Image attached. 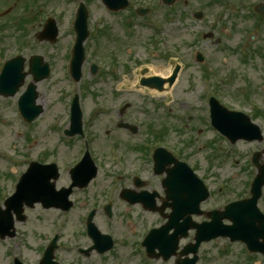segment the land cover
I'll list each match as a JSON object with an SVG mask.
<instances>
[{
	"label": "rangeland",
	"instance_id": "1",
	"mask_svg": "<svg viewBox=\"0 0 264 264\" xmlns=\"http://www.w3.org/2000/svg\"><path fill=\"white\" fill-rule=\"evenodd\" d=\"M183 1L184 0H181L176 5L178 6V14L167 23L164 37L169 39L171 43L174 42L179 50L181 48L183 54L190 60L192 59V51L194 49L205 52L209 56L210 61L215 64L224 76L231 73L232 69H235L236 74L239 75L233 83L229 84L226 82L224 85H219L223 87L228 85L239 86L238 89H242V87L247 85L248 81H251L255 71L252 64L243 65L239 59L238 53H235L234 50L246 48L244 43L249 41V35L253 33V27L251 25L254 26V24H256L255 19H238L234 22V17H231L229 14V16H227L226 13L221 16L222 18L220 19L219 16L223 13V10H220L221 6L209 7L205 0H188V5H185ZM260 1L261 0H250V4H252L251 10H253L254 5ZM75 2L77 3V1ZM156 3H159V0H155L154 4ZM59 5L64 6L66 4L60 2ZM91 8L94 13V17L91 18L92 21H90L93 23V37L90 38L87 45H89L90 50L94 53L93 55L96 54L99 60L103 61V69L107 71V73H104L102 69L98 71L97 74H92L90 68H88L87 71L83 72V81L81 80V83H69L64 79L63 72H61L63 61L58 60L56 69L59 72L56 73L54 78L47 81L44 87L41 86L38 88L40 92L38 102L46 109L44 115L41 117L42 120L40 125L37 124L38 127L40 126L39 132L42 134L48 133V136L51 138L58 139L64 137L62 131L59 130L61 126L65 127L67 125L68 101L72 93L80 91L84 109L87 113V121L90 122L96 107L100 106L101 103L103 104L105 102V104L110 107L111 111L105 115H96L93 125L94 128L91 127L93 135H96L95 145L100 151L99 156L102 157V153L105 154L101 160V165L104 170L100 179L106 178L108 161L112 160L110 156V147L112 146L111 141L114 136L118 134L117 132L129 131L116 126L117 121L120 119L118 110L127 101L132 105L127 111V114L124 115V121L137 125L139 130H146L150 122L155 123L156 126L161 125L163 122L167 129H170V132L168 131L169 133H167L168 142L184 147L186 142L189 141L190 145H186L183 151L188 156L191 155L190 159L193 163H198L199 171L202 174L209 176L211 185H214L218 181L217 174H219V172L225 173L230 169L233 172L238 171V168H230V162L233 163L238 160L239 168L245 165V155H247V152L250 151L254 145L242 142L239 145L237 144L238 146L236 145L237 147L235 146L234 150L230 149L227 151L225 148V141L215 138V153L211 148L213 132L211 129L207 128V123L198 125L199 129L203 130L202 132L200 131V133H198V130H196L194 126H187V129H185V127L181 125L183 122H187V120H190V122L193 121L194 123L197 118H205V96L204 94L199 95L198 93L199 90L202 91L203 86L200 81L203 75V68L201 65L193 63L192 66H190L189 63L186 62V58L180 53L179 56H181V60L184 63V67L178 79L180 81V88L185 86L182 93L177 95L173 93L172 95L174 98L169 100L170 97L166 94L160 95L159 93L147 90V88L140 86L139 81H137L140 77V71L143 67L148 65L158 74H168L173 67V59L169 60L164 58V51L167 48L163 43L159 42L155 44L154 40H152V36H154L153 29L147 27V25L142 26L140 20H135L140 19L137 18V16L134 17V19L132 18L131 12L134 10L129 9V11H125L123 16H108L104 13L101 3L97 0L91 2ZM66 9L65 7L59 8L60 11L63 10L62 13H64ZM201 10L204 11V18L201 20L194 18L193 13ZM181 12L187 13V15L185 17H180L179 14H181ZM160 13H157L158 18L160 17ZM246 14H248V11H243L242 15L244 17ZM60 15V23L64 24V27H66V18L63 19V15ZM102 20H104L103 27L106 24L111 27L113 43H110L109 49L103 46V50H99V47L95 48L92 43L94 42L98 27ZM127 23L131 25L130 28L127 27ZM236 23L238 28L235 27ZM202 30H206L207 32L214 30L216 38L221 39L222 44L219 46L215 43L216 39H202L199 42L196 38L194 40L197 41L195 47L190 48L185 45L188 44L186 40L191 41L195 36L197 37L198 32ZM260 34L264 35V29L260 31ZM61 40L62 43L69 41L66 28L62 30ZM157 40L158 39H156V41ZM239 40L240 43L237 44ZM57 47L59 53L63 55L59 44ZM153 50H156L157 54H153ZM243 52H245V50H243ZM222 57H224V59L221 60ZM114 60L116 64L113 65L111 63ZM263 62L264 59L261 58L258 64ZM127 85H130L131 88H126ZM84 87L89 88V90H85ZM17 101L18 97L10 98V100L4 102V105L11 111H14ZM251 108L252 106L250 105L247 106L248 110L246 108L244 109L250 112L252 111ZM199 113L201 116L196 118ZM4 114L5 111H2V116H4ZM9 116L12 119V123H6V121L0 122V151L2 152L0 157L12 156L13 151L17 154L18 149H21L25 143L23 142L24 139L19 137L18 122L16 119L13 120V114ZM261 119L264 122V118ZM262 121L259 122L260 126H263ZM49 122H52V125H49ZM56 122H59L61 126L59 127L56 125ZM28 131H30V129ZM139 137L140 136H135L132 142H139ZM221 146L223 149H221ZM78 148L79 147L76 146V151ZM220 149L225 152L226 158L224 155L218 158L213 157L214 154L220 152ZM27 152L34 153L35 151L33 149H28ZM226 159L228 163L217 168ZM210 162L213 163L214 167L211 166ZM6 166H8L7 162L0 160V170H4ZM213 175L216 178H213ZM242 175L245 178L247 175L248 178L249 173L247 172L246 174L242 172ZM156 184L158 183L156 182ZM228 195L234 196L232 193ZM150 221L153 222L152 220ZM145 225L146 224H144L143 227H145ZM20 239V237H17L8 242L9 245L11 243V246L14 247V250H12L17 254H20L21 250L14 241ZM232 248L231 251H234L235 248ZM209 252H211L208 257L209 260L203 259L200 264H239L235 259V252L231 257V253L218 256L217 248L215 247L211 248Z\"/></svg>",
	"mask_w": 264,
	"mask_h": 264
},
{
	"label": "flooded vegetation",
	"instance_id": "2",
	"mask_svg": "<svg viewBox=\"0 0 264 264\" xmlns=\"http://www.w3.org/2000/svg\"><path fill=\"white\" fill-rule=\"evenodd\" d=\"M10 0H0L1 5L4 7ZM181 0H177L180 2ZM209 7L219 3V0H205ZM228 0H223L222 3L226 4ZM185 5L189 4L188 0H184ZM232 0L225 6V11H229L234 21L237 18L232 8ZM173 8L164 7L165 17L171 16ZM181 15L187 13L181 12ZM195 14L193 13V17ZM229 16V15H228ZM5 17H2L3 19ZM12 20H0V29L7 28L11 25ZM262 37H257L253 40L252 44L248 45V49L252 52V56H263L260 51L263 50L264 45H257V41ZM264 43V42H263ZM1 49L0 61L3 51ZM9 51V50H8ZM5 56V52H4ZM255 74L252 75L251 84L246 86V90L238 93H232L225 89L217 91V96L221 101L229 107L238 102L250 103L260 107L264 105V66L261 69L254 68ZM257 84L255 89L254 85ZM250 90L248 91L249 87ZM247 103V104H248ZM253 116H257L259 120L264 117L262 111L255 110ZM143 131V134H139ZM118 138L116 139V148L118 161L115 164L117 176L111 181L109 185L105 184L106 180L99 181L93 180L84 187L74 186L71 180L70 169H67L69 160L64 157H58V152H39L34 159L42 163L55 162L60 169V176L55 182V191H61L63 188H71V194L68 202L72 203L69 209H61L53 206L50 208L45 207L44 202L35 203L34 206L29 207L24 204V215L26 216L23 223L28 227L29 233L27 237L29 242L26 243L28 253L25 258L21 259L25 264H39L44 254L47 253L49 261L46 264H156L161 262L159 260L151 259L147 253L142 240L146 235L143 229V217L140 214L150 213L146 208V200L148 193L158 191L163 194L161 187L162 178L154 173L153 165V152L157 147V141H162L164 135L154 136V138H147L152 132L150 130H139V142H134L135 139L129 131L117 132ZM256 144L262 146L257 148L254 152H261L259 156V164H264V135L261 141H254ZM251 158V163H252ZM29 165V164H28ZM26 164L19 165L17 172H7L3 174L2 181L0 182V201L3 203L6 198L13 193L17 185L18 179L24 174ZM250 170V164L246 165L244 171ZM156 182L158 184H156ZM12 185V191L9 187H3L5 184ZM219 193L223 191L220 188ZM130 194L134 199H140V202L130 203L122 198V193ZM7 193V195H5ZM264 194V192H263ZM60 202V200H58ZM111 203L114 217H122V227L118 229L114 220L108 218L107 206ZM162 203V202H161ZM160 203V204H161ZM259 205L264 212V196L259 200ZM204 208H208L204 206ZM221 208V206L210 207ZM208 210V209H206ZM91 213H94V222L99 225L102 231L106 234H111L114 237V246L109 251L101 252L100 248H105L106 243L102 242L98 246L96 237L90 235L88 231V218ZM15 227L21 223L19 216L13 212ZM201 220H206V216L200 217ZM142 223V224H141ZM57 229V230H56ZM18 229H16L17 235ZM15 235V236H16ZM54 250L48 251V247L54 242ZM35 243L33 246L32 243ZM257 260L264 264V256L256 253L253 257L248 258L246 264L251 261Z\"/></svg>",
	"mask_w": 264,
	"mask_h": 264
},
{
	"label": "water",
	"instance_id": "3",
	"mask_svg": "<svg viewBox=\"0 0 264 264\" xmlns=\"http://www.w3.org/2000/svg\"><path fill=\"white\" fill-rule=\"evenodd\" d=\"M8 93H13L12 90H10Z\"/></svg>",
	"mask_w": 264,
	"mask_h": 264
},
{
	"label": "bare ground",
	"instance_id": "4",
	"mask_svg": "<svg viewBox=\"0 0 264 264\" xmlns=\"http://www.w3.org/2000/svg\"><path fill=\"white\" fill-rule=\"evenodd\" d=\"M164 75H166V73Z\"/></svg>",
	"mask_w": 264,
	"mask_h": 264
}]
</instances>
